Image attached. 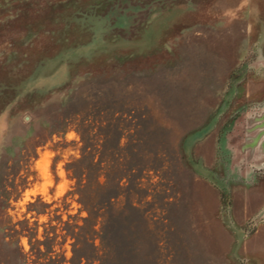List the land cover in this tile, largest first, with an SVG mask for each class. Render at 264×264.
Instances as JSON below:
<instances>
[{
    "label": "rangeland",
    "instance_id": "1",
    "mask_svg": "<svg viewBox=\"0 0 264 264\" xmlns=\"http://www.w3.org/2000/svg\"><path fill=\"white\" fill-rule=\"evenodd\" d=\"M239 13L204 0H0V264L14 262L10 227L27 217L39 231L55 208H92L85 228L94 220L107 264L239 263L236 229L264 218L230 214L244 169L264 174V158L235 148L247 105L228 103L251 60L236 62ZM206 124L209 161L196 153L205 135L188 140ZM79 156L83 203L67 193Z\"/></svg>",
    "mask_w": 264,
    "mask_h": 264
},
{
    "label": "crops",
    "instance_id": "2",
    "mask_svg": "<svg viewBox=\"0 0 264 264\" xmlns=\"http://www.w3.org/2000/svg\"><path fill=\"white\" fill-rule=\"evenodd\" d=\"M204 10L243 12L239 14L244 17V39L237 45L236 62L253 58L252 68L238 78L239 88L229 96L228 103L233 102L236 107L257 103V110L244 116V123H248L255 112L264 108V0H204ZM250 52L252 56L249 57ZM211 129L209 126L197 135V139L205 135L196 145V153L206 161L214 157L213 147L217 140V132ZM244 171L243 182L233 184L229 192L230 214L235 224H243L254 212L264 217V174L249 177L251 171L247 167ZM246 228L245 224L235 232L238 264H264V218L253 228Z\"/></svg>",
    "mask_w": 264,
    "mask_h": 264
},
{
    "label": "trees",
    "instance_id": "3",
    "mask_svg": "<svg viewBox=\"0 0 264 264\" xmlns=\"http://www.w3.org/2000/svg\"><path fill=\"white\" fill-rule=\"evenodd\" d=\"M83 145L79 146L80 153ZM81 156L74 158L68 164L73 182L67 193H75L76 200L83 203L82 193L84 183L82 181V166L77 164ZM109 194V193H108ZM106 195L107 198L110 195ZM41 202L39 196L26 202V210L34 213L43 212L44 209H35L34 205ZM53 209L46 220L42 221V227L38 231V222L34 219L30 224L27 217H22L10 227L15 234L16 244L13 251V264H107L106 252L101 245L94 241L99 235L94 228V220L90 222L88 229L85 228L89 215L93 214L92 208L86 211V216L77 213H65V218L60 212ZM80 220V221H79ZM14 225V224H13ZM85 228V229H84ZM24 235L27 248L23 249L18 241L19 236ZM65 243H68L69 255H65ZM100 243V242H99Z\"/></svg>",
    "mask_w": 264,
    "mask_h": 264
},
{
    "label": "water",
    "instance_id": "4",
    "mask_svg": "<svg viewBox=\"0 0 264 264\" xmlns=\"http://www.w3.org/2000/svg\"><path fill=\"white\" fill-rule=\"evenodd\" d=\"M208 127L209 125H204L191 135L188 140L195 139L197 135L201 134ZM235 148L238 154L245 157V161L264 158V108L255 112L248 123H244L242 134L239 135ZM249 228H246V230Z\"/></svg>",
    "mask_w": 264,
    "mask_h": 264
},
{
    "label": "flooded vegetation",
    "instance_id": "5",
    "mask_svg": "<svg viewBox=\"0 0 264 264\" xmlns=\"http://www.w3.org/2000/svg\"><path fill=\"white\" fill-rule=\"evenodd\" d=\"M248 64H249V67L250 68H252L251 66V64H252V58H251V60L250 61H248ZM258 104L257 103H250V104H248L247 105V110L246 111H244V113H252V112H254V111H256L257 110V108H258V106H257ZM245 118H243V120H244ZM254 160L252 159V160H250L249 162H253ZM248 162V163H249ZM256 167H258V165H255ZM249 170L251 171H253L252 172V175L254 176L255 174H256V172H257V170H258V168H255L254 169V165H251V167L249 168Z\"/></svg>",
    "mask_w": 264,
    "mask_h": 264
}]
</instances>
